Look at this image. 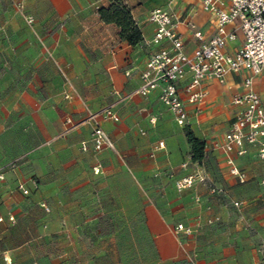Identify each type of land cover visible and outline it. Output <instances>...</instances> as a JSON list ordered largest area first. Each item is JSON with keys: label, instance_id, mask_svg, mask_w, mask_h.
I'll list each match as a JSON object with an SVG mask.
<instances>
[{"label": "crops", "instance_id": "1", "mask_svg": "<svg viewBox=\"0 0 264 264\" xmlns=\"http://www.w3.org/2000/svg\"><path fill=\"white\" fill-rule=\"evenodd\" d=\"M123 2L143 36L135 47L100 20L98 9L109 0H0V264H190L191 257L194 264H264V163L255 147L236 157L246 176L241 184L215 147L239 109L232 98L241 76L210 81L199 115L186 104V126L205 143L202 164L191 161L184 127L159 102L158 89L127 97L148 57L167 46L150 43L153 9L180 17L187 54L198 45L188 24L208 38L210 15L199 0ZM241 41L238 33L228 49ZM188 81L177 85L183 100ZM254 89L264 106V71ZM65 92L77 96L66 100ZM111 105L119 121L98 123L113 147L81 151L92 130L88 114ZM200 165L225 197L201 185L175 190V180ZM230 201L244 205L237 210ZM213 216L220 221L207 225ZM179 222L199 228L180 242L172 232Z\"/></svg>", "mask_w": 264, "mask_h": 264}, {"label": "built area", "instance_id": "2", "mask_svg": "<svg viewBox=\"0 0 264 264\" xmlns=\"http://www.w3.org/2000/svg\"><path fill=\"white\" fill-rule=\"evenodd\" d=\"M199 6L210 15L213 31L206 38L194 24H188L198 42L197 47L189 54L185 53L183 40L177 31L178 25L182 23L180 17L172 10L162 8L153 9L149 13L148 19L155 25L150 43L159 44L166 41L167 46L148 57L140 74V84L127 97L135 95L146 98L158 89L159 102L170 112L174 122L184 127L189 118L186 104L194 107V115H199L201 105L208 94L206 86L210 81L222 83L229 74L240 75L242 89L232 98V104L239 109L222 141L215 147L224 156L228 175L242 184L246 181V176L237 167L236 157L244 156L249 147H255L257 159L264 163V106L254 89L256 79L264 71V0H199ZM16 7L22 10L21 1ZM26 20L32 23L31 17ZM238 33L242 37L241 44L229 50L228 44L236 39ZM187 76L189 81L182 89L185 95L183 100L177 85ZM76 96L69 92L64 93L66 100H72ZM113 108L111 105L98 113L88 114L87 120L92 123V130L89 140L80 143L81 151L86 152L89 144L94 152L113 147L108 135L98 123L99 119L118 122V114ZM66 125L71 127L72 121L67 119ZM15 166L16 162L8 165L9 169ZM182 167L186 168L187 163H183ZM93 171L97 173L98 169L94 168ZM2 179L3 175L0 173V180ZM196 185L205 187L209 196L225 197L223 188L213 183L201 165L174 182L175 190L179 193ZM260 185L264 188V173ZM17 189L24 196L30 193L22 184H18ZM193 199L196 204L201 202L199 195H195ZM229 204L239 210L244 201H230ZM40 206L48 211L44 204ZM206 209L210 210V207ZM8 221L13 223L14 218L10 215ZM219 221L218 216H213L206 219L205 223L212 225ZM198 228V222L195 226L179 222L174 225L172 232L181 242L192 236ZM189 262L194 264V259L189 258Z\"/></svg>", "mask_w": 264, "mask_h": 264}, {"label": "trees", "instance_id": "3", "mask_svg": "<svg viewBox=\"0 0 264 264\" xmlns=\"http://www.w3.org/2000/svg\"><path fill=\"white\" fill-rule=\"evenodd\" d=\"M98 15L102 22L114 24L118 27L120 29V39L131 47L142 43V33L136 22L132 19L130 10L123 0H109L107 7H100L98 9ZM183 130L189 145L191 161L201 164L205 156V143L198 139L187 126H184Z\"/></svg>", "mask_w": 264, "mask_h": 264}, {"label": "rangeland", "instance_id": "4", "mask_svg": "<svg viewBox=\"0 0 264 264\" xmlns=\"http://www.w3.org/2000/svg\"><path fill=\"white\" fill-rule=\"evenodd\" d=\"M195 233H196V232H195ZM195 233H194V234H195ZM194 234H193V235H194Z\"/></svg>", "mask_w": 264, "mask_h": 264}]
</instances>
